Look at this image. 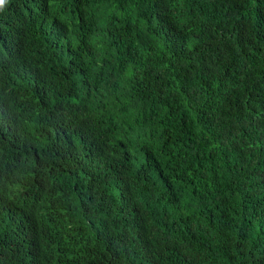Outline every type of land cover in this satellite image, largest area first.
Instances as JSON below:
<instances>
[{
	"label": "trees",
	"instance_id": "1",
	"mask_svg": "<svg viewBox=\"0 0 264 264\" xmlns=\"http://www.w3.org/2000/svg\"><path fill=\"white\" fill-rule=\"evenodd\" d=\"M0 264H264V0H3Z\"/></svg>",
	"mask_w": 264,
	"mask_h": 264
},
{
	"label": "snow or ice",
	"instance_id": "2",
	"mask_svg": "<svg viewBox=\"0 0 264 264\" xmlns=\"http://www.w3.org/2000/svg\"><path fill=\"white\" fill-rule=\"evenodd\" d=\"M3 2V0H0V3H2Z\"/></svg>",
	"mask_w": 264,
	"mask_h": 264
}]
</instances>
